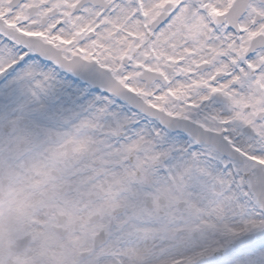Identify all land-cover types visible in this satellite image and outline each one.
<instances>
[{
    "label": "snow or ice",
    "instance_id": "snow-or-ice-1",
    "mask_svg": "<svg viewBox=\"0 0 264 264\" xmlns=\"http://www.w3.org/2000/svg\"><path fill=\"white\" fill-rule=\"evenodd\" d=\"M0 264H264V0H0Z\"/></svg>",
    "mask_w": 264,
    "mask_h": 264
}]
</instances>
